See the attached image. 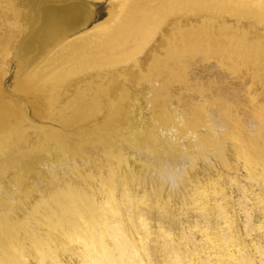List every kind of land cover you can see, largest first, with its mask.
I'll return each instance as SVG.
<instances>
[{
  "label": "rangeland",
  "instance_id": "rangeland-1",
  "mask_svg": "<svg viewBox=\"0 0 264 264\" xmlns=\"http://www.w3.org/2000/svg\"><path fill=\"white\" fill-rule=\"evenodd\" d=\"M70 2L88 6L85 22L40 49L41 10ZM139 2L140 31L116 21L109 37L120 8ZM256 11L264 0H0V264H88L48 212H66L61 197L74 209L113 199L127 217L122 174L153 231L141 241L124 221L144 264H219L227 241L242 264H264V34L246 19Z\"/></svg>",
  "mask_w": 264,
  "mask_h": 264
},
{
  "label": "bare ground",
  "instance_id": "bare-ground-1",
  "mask_svg": "<svg viewBox=\"0 0 264 264\" xmlns=\"http://www.w3.org/2000/svg\"><path fill=\"white\" fill-rule=\"evenodd\" d=\"M143 6V3L139 2L136 5H133L131 7H128L127 9L125 6L120 8V13L118 16L115 17L114 21L110 23L109 26H107V32L109 37L112 38H117L118 31L114 30L112 27L116 21H120V24L122 27L119 28V33L120 31H127L129 32L130 35L137 34L138 31H140V26L137 24V15L138 12L141 10ZM89 11L88 6L82 4L81 2H70V3H65V4H60L53 6L52 8H43L41 10V20H40V28L45 29L44 33H42L40 36H38L35 42L39 44L38 47L40 49H44L50 45L52 42V36L55 38L54 41H57L60 37H62L64 34L75 30L77 27H79V24L81 25L82 22H85L84 17V11L86 10ZM173 11V9H172ZM171 13V12H170ZM257 16H247L246 19L254 22L255 27L254 29H251L252 32H255V35H260L261 33L264 34V15L261 16L259 11H256ZM254 13V14H256ZM174 14V13H173ZM88 16L90 15L89 13L87 14ZM171 15V14H170ZM173 17L176 16L175 14L172 15ZM169 16L168 18L172 17ZM168 25H172V23H169ZM147 26V25H146ZM100 28V27H99ZM98 28V29H99ZM40 30V29H39ZM154 32V30L149 29L147 27V30L143 33L144 37L146 39L151 36V34ZM50 38H49V37ZM58 37V38H56ZM51 39V40H50ZM30 43V42H29ZM138 46H144L143 44H139ZM50 47V46H49ZM148 54V53H147ZM87 56V55H86ZM88 58V57H87ZM124 59V58H122ZM87 63V62H84ZM143 63V62H142ZM129 70L128 73L132 72V69H126V71ZM101 70H94V73H98ZM88 76V73L86 74ZM131 76H134L133 73L130 74ZM90 76V75H89ZM130 76V77H131ZM129 77V76H127ZM114 76H111L108 81H105L104 83L101 82V84L107 85V93L108 94H113L114 92L116 93V90L113 85L116 84L114 81ZM112 85V86H111ZM111 92V93H110ZM118 93V92H117ZM121 93V92H120ZM98 102V101H97ZM139 102V101H137ZM123 109H125L127 106H129L128 102L126 101L124 104L120 105ZM119 107V105H118ZM120 108V107H119ZM141 108V107H140ZM143 108V107H142ZM95 109V108H94ZM157 113V112H156ZM186 118L193 119L189 115L184 114ZM175 118V117H174ZM171 121V120H170ZM191 122V121H190ZM188 123V122H187ZM192 123V122H191ZM134 124V123H133ZM184 124V123H182ZM196 124V123H195ZM129 125V124H128ZM193 125V124H192ZM135 126V125H134ZM127 127V126H126ZM181 127V126H180ZM188 128V127H187ZM182 129V128H181ZM189 130V129H188ZM187 130V131H188ZM54 131V130H53ZM155 134V133H154ZM102 135V134H101ZM109 135V134H108ZM62 136V135H61ZM104 138V136H102ZM61 138V137H60ZM64 138V137H63ZM95 138V137H94ZM110 138V137H109ZM112 138V137H111ZM100 139V138H99ZM118 139V138H117ZM92 140V139H91ZM101 141V139H100ZM113 141V140H112ZM73 142V141H72ZM84 142V141H83ZM98 142V141H97ZM105 142V141H104ZM107 142L108 137H107ZM96 143V142H95ZM106 143V142H105ZM111 143V142H110ZM90 144V143H89ZM102 144V143H101ZM63 145V144H62ZM87 145V143H86ZM94 145V144H93ZM106 145V144H104ZM9 146V145H8ZM103 146V145H102ZM116 146V145H115ZM169 146V145H168ZM74 147V145H73ZM79 147V146H77ZM95 147V146H94ZM108 147V146H106ZM84 148V147H83ZM65 149V148H64ZM69 149V148H68ZM79 149V148H77ZM107 149V148H106ZM113 149V148H112ZM121 149V148H120ZM119 149V150H120ZM76 148L74 149V151ZM80 150V149H79ZM66 151V149L64 150ZM71 151H73L71 149ZM90 151V150H89ZM117 151V150H116ZM80 152V151H78ZM88 152V151H87ZM122 152V150H121ZM120 152V153H121ZM124 152V151H123ZM122 154L124 155L125 153ZM76 153V152H75ZM82 153V152H81ZM83 154V153H82ZM127 154V153H126ZM68 155V154H67ZM71 155V154H70ZM68 155V156H70ZM89 155V154H88ZM120 155V154H119ZM83 156V155H82ZM110 156V155H109ZM75 157V156H74ZM85 157V156H84ZM35 158V157H34ZM77 157H75L76 159ZM80 158V157H79ZM127 158V157H126ZM72 160V159H71ZM74 160V159H73ZM85 160V159H84ZM87 160V159H86ZM130 160V158L128 159ZM248 160V159H247ZM83 161V160H82ZM125 162V161H124ZM130 162V161H129ZM128 162V164H129ZM121 163V162H120ZM27 164H29L27 162ZM62 164V163H61ZM66 164V163H65ZM64 164V167H65ZM83 164V163H82ZM132 164V163H131ZM250 164V163H249ZM69 165V164H67ZM134 166V165H133ZM132 166V167H133ZM63 167V168H64ZM67 167V166H66ZM69 167V166H68ZM49 168V167H48ZM251 169V168H250ZM47 170V169H46ZM49 170V169H48ZM66 170V169H65ZM72 170V168H71ZM64 171V170H63ZM31 172H33L31 170ZM127 172V171H126ZM43 174V173H42ZM33 176V174H32ZM39 176V175H38ZM37 176V177H38ZM51 176V175H50ZM42 177V176H41ZM45 178V176H43ZM30 178V177H29ZM28 178V180H29ZM39 180L41 179L38 177ZM48 179V177H47ZM123 180V181H122ZM23 181V180H22ZM42 181V180H40ZM121 181H122V196L123 199L129 203V207L127 208L128 210V216L125 217V214L121 212L117 206H115V202L111 197V201H106L102 205H96L93 202L81 198L80 200V205L78 208L74 209L73 203L69 198L66 197H61L60 200L65 203L66 206V212H56V211H49L48 213L51 216V221L52 222H57L60 220V217L65 220V224L61 225V230L59 234H65L66 236H71L76 235V238H78L81 242V245L73 249L74 254L78 257H83V259L86 261L88 264H144V260L141 259V254L139 252L138 248L137 249V243L135 244L134 241L132 240V237L130 238L129 235L127 234L126 228L124 227L125 223L124 221L131 222L133 224H137V230H141L140 232V240L144 241L143 238H151L153 235V231L149 225V222L147 219H145L143 214L140 211H136V205L134 206V203L136 202V199L133 197L129 186H128V177L126 175H121ZM32 183V182H31ZM42 183V182H41ZM23 184V183H22ZM21 184V185H22ZM26 185V184H25ZM24 185V187H25ZM35 185V184H34ZM21 187V186H20ZM29 187V186H27ZM19 188V187H18ZM30 188V187H29ZM10 189V188H9ZM7 196V195H6ZM5 196V200L7 197ZM104 200V199H103ZM138 201V200H137ZM8 202V201H7ZM2 205L4 206L3 202H1ZM8 205V204H7ZM219 205V204H218ZM221 206V205H220ZM138 207V206H137ZM1 208V207H0ZM139 209V208H138ZM143 212V211H142ZM227 215V214H225ZM228 218V216H227ZM249 219V215H248ZM228 220V219H227ZM225 220V221H227ZM224 221V222H225ZM133 226V225H132ZM134 230H136L135 227H133ZM161 227H159L160 231ZM231 229V228H230ZM229 230V229H228ZM227 230V231H228ZM223 231V230H222ZM221 231V232H222ZM227 231H224L225 233ZM208 231L205 232L207 234ZM210 232V231H209ZM220 232V231H219ZM248 232V231H247ZM214 233V232H213ZM249 233V232H248ZM247 233V234H248ZM134 234V233H133ZM211 234V233H210ZM216 234V233H215ZM214 234V235H215ZM229 234V233H228ZM203 235V234H202ZM219 235V234H218ZM224 235V234H223ZM251 234L249 233V236ZM210 235L208 234L207 237L208 242L212 241ZM225 236V235H224ZM229 238V235H227ZM248 236V235H247ZM135 237H137L135 235ZM134 237V238H135ZM203 237V236H202ZM234 239V236H231ZM218 238V237H217ZM225 239L227 237H224ZM221 238V239H224ZM136 239V238H135ZM203 239V238H201ZM205 239V238H204ZM214 239V238H213ZM224 241L226 242L227 240ZM231 239V238H230ZM229 239V240H230ZM231 239V240H233ZM235 240V239H234ZM246 240V239H245ZM244 240V242H245ZM223 241V240H222ZM221 241V242H222ZM239 241V239H238ZM251 241V240H250ZM204 242V241H202ZM217 242V241H216ZM234 242V241H233ZM240 242V241H239ZM238 242V243H239ZM242 242V241H241ZM245 245V247L248 245ZM254 242V241H253ZM252 242V244H253ZM220 243V242H219ZM198 244V242H197ZM206 244V243H205ZM222 244V243H220ZM243 244H240L243 246ZM251 244V245H252ZM136 245V246H135ZM176 245V244H175ZM239 245V244H238ZM239 245V247H241ZM209 246V245H208ZM207 246V248H208ZM224 246L225 248H222L221 250H215V253H217V261L219 264H242L243 262L245 263L246 259L245 257H238L235 255L234 252H232L229 249L230 242H226V245H220ZM172 247V246H171ZM196 247V246H195ZM210 247V246H209ZM215 247V246H214ZM235 247V245H234ZM249 247V246H248ZM176 248V247H175ZM198 248V247H197ZM203 248V247H202ZM206 248V249H207ZM218 248V247H217ZM263 248V247H262ZM205 249V248H204ZM220 249V248H219ZM238 249V246H237ZM248 248H245V250ZM264 249V248H263ZM239 249L238 251H240ZM243 250V249H242ZM256 251L258 254H263V251L260 247V245L256 246ZM237 252V251H236ZM251 252V251H250ZM255 252V251H254ZM177 253V252H176ZM193 253V252H192ZM10 254V253H9ZM126 254L127 259L124 260L123 256ZM182 254V253H181ZM195 254V253H194ZM243 254V253H242ZM249 254V253H248ZM257 254V253H255ZM257 254V255H258ZM177 254H175L176 256ZM202 255V254H201ZM215 255V256H216ZM100 256V257H99ZM149 257L151 255H148ZM214 256V255H213ZM4 255L0 253V258H3ZM103 258L102 260H105V263H98L100 258ZM179 257V256H178ZM183 257V256H182ZM250 259V256H248ZM260 257V256H259ZM199 258H201L199 256ZM256 258V257H255ZM258 258V256H257ZM181 259V257H180ZM203 259V258H202ZM212 257L211 254H208L205 257V264H214L212 262ZM254 259V258H253ZM259 259V258H258ZM264 259V258H263ZM260 257V260H263ZM187 260V259H185ZM256 260V259H255ZM259 260V261H260ZM39 264H42L41 260H37ZM81 261V260H80ZM182 261V260H181ZM192 261V260H191ZM214 261V260H213ZM183 262V261H182ZM188 262V260H187ZM262 262V261H261ZM260 262V263H261ZM251 263V262H250ZM3 264H18V262L12 263L10 261H6ZM83 264V263H82ZM187 264H195L194 262L187 263ZM217 264V263H216ZM252 264V263H251ZM262 264V263H261Z\"/></svg>",
  "mask_w": 264,
  "mask_h": 264
}]
</instances>
